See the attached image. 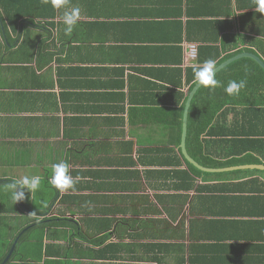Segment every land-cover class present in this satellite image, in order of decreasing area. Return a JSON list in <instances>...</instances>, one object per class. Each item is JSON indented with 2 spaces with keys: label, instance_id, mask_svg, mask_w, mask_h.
Returning a JSON list of instances; mask_svg holds the SVG:
<instances>
[{
  "label": "crops",
  "instance_id": "obj_1",
  "mask_svg": "<svg viewBox=\"0 0 264 264\" xmlns=\"http://www.w3.org/2000/svg\"><path fill=\"white\" fill-rule=\"evenodd\" d=\"M262 15L255 0H0V264H264V96L225 104L197 160L186 138L206 170L181 148L199 50H258ZM63 161L75 190L50 183ZM34 175L53 193L15 203L7 186Z\"/></svg>",
  "mask_w": 264,
  "mask_h": 264
},
{
  "label": "trees",
  "instance_id": "obj_2",
  "mask_svg": "<svg viewBox=\"0 0 264 264\" xmlns=\"http://www.w3.org/2000/svg\"><path fill=\"white\" fill-rule=\"evenodd\" d=\"M252 12L251 14H253ZM13 15V14H11ZM22 15V14H21ZM20 15V16H21ZM17 16V15H15ZM264 15H262V18ZM247 39V37H245ZM244 42V41H242ZM255 45L258 46V50H254L252 47H244L243 49L237 50L235 53L221 57V54L225 53L224 47L222 48H201L199 50V58L198 62L200 66L207 59H214L217 61V64L221 65L223 62L228 59L247 52L253 53L257 56L264 57V40H256ZM208 52H212L211 54ZM194 68L189 69L188 71H193ZM194 72V71H193ZM216 78L220 81L223 80V83H220V86L216 88H205L204 86L199 90L198 94L195 97L194 103L191 105V110L189 114V125H188V136H187V148L190 153L193 155L196 160L199 155L202 154L206 147V142L201 141V137L207 128L209 127L211 120L213 121L215 116L222 110L225 104H231L233 106H239V103L246 102L249 98L255 97V95L261 94L264 96V69L254 60L245 58L241 59L233 64L227 66L221 72L216 75ZM245 79L247 81V85L244 89L241 90L238 96H229L225 93L224 88L227 86L228 82L231 80ZM195 80L194 76H190L188 81ZM196 83H193L191 89L194 87ZM212 89V95H206L207 91L210 92ZM222 96V97H220ZM203 101H199L200 98ZM213 97V98H212ZM212 100L210 101V99ZM211 102L212 104H207V102ZM200 102V103H198ZM215 103V104H214ZM241 105H251V104H241ZM257 105V104H256ZM259 106H263L264 104H258ZM183 117V116H181ZM179 132L182 133V124L178 126ZM179 133V134H181ZM203 159H200V161ZM192 166V165H191ZM8 181V180H6ZM11 181V180H9ZM66 224H70L69 221H56L55 225L58 227H63ZM71 225V224H70ZM40 249H42V243L40 244ZM42 251V250H41Z\"/></svg>",
  "mask_w": 264,
  "mask_h": 264
},
{
  "label": "clouds",
  "instance_id": "obj_3",
  "mask_svg": "<svg viewBox=\"0 0 264 264\" xmlns=\"http://www.w3.org/2000/svg\"><path fill=\"white\" fill-rule=\"evenodd\" d=\"M50 2L54 9L65 8L69 0H45ZM256 11L264 13V0H255ZM81 10L79 7H73L70 11H65L62 17L65 25V33L70 35L74 27L77 25L80 18ZM217 61L214 59H207L201 66L194 68V78L199 85L205 88H216L220 86V81L216 78ZM247 85L245 79L231 80L228 82L224 91L229 96H238L242 89ZM79 177L73 178L70 173V167L67 161L56 163L52 166L51 185L60 192H67L75 190L76 184L79 182ZM41 177L38 175L25 176L20 180H13L7 187L12 192L14 202H18L25 198V190L29 193L35 192L40 188ZM35 213H33L34 215Z\"/></svg>",
  "mask_w": 264,
  "mask_h": 264
},
{
  "label": "water",
  "instance_id": "obj_4",
  "mask_svg": "<svg viewBox=\"0 0 264 264\" xmlns=\"http://www.w3.org/2000/svg\"><path fill=\"white\" fill-rule=\"evenodd\" d=\"M242 58H250V59H253V60H255L264 69V61L260 57H258L255 54H252V53H242V54H239L238 56H236V57H234V58L226 61L225 63H223L220 67L217 68V72L220 71L221 69H223L224 67H226L227 65L233 63L234 61H237V60L242 59ZM187 123H188V112L185 114V117H184V125H183V136H182V144H181V148H182V151H183V155L188 160V162H190L191 164H193V165H195V166H197L199 168H202L198 163H196L189 156V154L187 152V149H186ZM202 170H206V169L202 168ZM20 239H21V234L19 235V237L14 242L13 247H12L9 255L7 256V258L5 259V261H7L12 256L13 252L15 251V249L18 246V243L20 242Z\"/></svg>",
  "mask_w": 264,
  "mask_h": 264
},
{
  "label": "rangeland",
  "instance_id": "obj_5",
  "mask_svg": "<svg viewBox=\"0 0 264 264\" xmlns=\"http://www.w3.org/2000/svg\"><path fill=\"white\" fill-rule=\"evenodd\" d=\"M30 175H32V174H30ZM42 183V182H41ZM47 184V183H46ZM46 184H41L40 185V188L37 190V191H35V192H32V193H38L39 191H41L40 193H39V198L41 197V195H43V194H45V196L46 195H49V194H52L53 193V190H52V188H50V189H46L45 187H47V185ZM29 197H30V199H31V202L33 203L34 202V196H30V194H29ZM29 204V206H32L33 204ZM33 207V206H32ZM38 235H40V233H37Z\"/></svg>",
  "mask_w": 264,
  "mask_h": 264
},
{
  "label": "built area",
  "instance_id": "obj_6",
  "mask_svg": "<svg viewBox=\"0 0 264 264\" xmlns=\"http://www.w3.org/2000/svg\"><path fill=\"white\" fill-rule=\"evenodd\" d=\"M197 47L194 45H190L188 49V56L190 58H196L197 57Z\"/></svg>",
  "mask_w": 264,
  "mask_h": 264
}]
</instances>
